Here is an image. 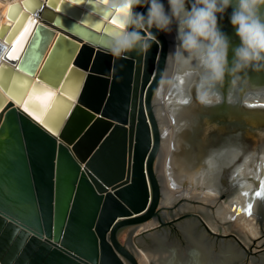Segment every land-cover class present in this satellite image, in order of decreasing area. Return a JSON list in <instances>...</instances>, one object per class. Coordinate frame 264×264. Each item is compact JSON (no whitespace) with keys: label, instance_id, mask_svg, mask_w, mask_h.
<instances>
[{"label":"water","instance_id":"obj_1","mask_svg":"<svg viewBox=\"0 0 264 264\" xmlns=\"http://www.w3.org/2000/svg\"><path fill=\"white\" fill-rule=\"evenodd\" d=\"M114 2L119 0H21L8 7L6 17L12 25H0V38L9 42L24 23L7 48L0 41V264H139L141 252L122 244L118 230L159 217L160 206L170 208L160 205L167 184L159 162L166 154H159L162 133L154 95L169 47L179 42L152 29L154 38L142 32L146 48L112 56L108 46L124 36V27L117 28L112 20L124 25L122 17L127 16L110 10ZM164 3L167 10V0ZM66 7L73 15L58 11ZM134 11L146 13L147 5ZM33 21L25 45L10 59ZM47 25L59 33L43 58L53 36ZM37 29L40 39L34 42ZM220 30L227 37V30ZM229 41L231 63L239 41ZM235 79L244 84L234 86ZM191 87L187 103L169 102L166 111L175 116L167 130L178 120V110L189 119L183 142L196 138L195 153L203 151L201 169L215 156L211 179L220 188L221 179L235 175L248 155L257 156L260 172L264 105L250 102L249 94H264V67L226 76L218 87L219 102L210 105L200 103ZM34 91L52 93L42 111L27 105ZM221 141L233 145L234 151L221 157ZM194 162L189 163L193 168L198 166ZM175 178L177 185L187 184ZM246 179L260 190V180ZM262 196L254 208L248 200L252 216L264 204Z\"/></svg>","mask_w":264,"mask_h":264},{"label":"clouds","instance_id":"obj_2","mask_svg":"<svg viewBox=\"0 0 264 264\" xmlns=\"http://www.w3.org/2000/svg\"><path fill=\"white\" fill-rule=\"evenodd\" d=\"M147 5L146 13L134 11L137 6ZM232 0H119L109 8L115 14L129 6L124 23V36L108 46V52L119 58L147 47L142 32L151 30L170 33L176 25L175 39L179 42L176 57L184 62H197L200 81L197 98L210 105L219 102L218 87L226 76H235L249 67H264V0H237L236 7L228 16L238 44L232 50L229 63V39L218 26L222 16L231 7ZM186 54V55H185Z\"/></svg>","mask_w":264,"mask_h":264},{"label":"flooded vegetation","instance_id":"obj_3","mask_svg":"<svg viewBox=\"0 0 264 264\" xmlns=\"http://www.w3.org/2000/svg\"><path fill=\"white\" fill-rule=\"evenodd\" d=\"M232 2H235L234 3L235 5L233 6L231 5V7L229 8L228 14L226 13L225 15L223 14L222 16H218L219 28L224 27L227 30L226 32L227 37L231 41L238 39V37L233 39L235 36V33L228 20V16L231 14L232 10L236 7L237 0H232ZM263 11H264V7L261 8V13ZM228 33L230 34V36L228 35ZM169 36H171L170 33H169ZM221 146L223 148L221 152H220V149H217V148L213 149V151L215 152H220V154H222L220 155L221 157L226 156L227 155L226 153L228 152L234 151V149L233 150L229 149L230 147L233 148V145L230 146L229 144H225L222 142ZM202 152L203 151H200V154H199L198 166L192 168L189 171L192 172L193 170V172L195 173L212 174V171H215L216 166H217L216 164L217 161L215 160V156H211L213 158L207 159L206 167L201 169L200 168V158L203 157ZM166 157H167V154L165 155V159ZM256 157L257 156L248 155L245 160L247 162L243 163L242 165L239 166V168H237V173L235 175L231 177L228 176L226 178L221 179L220 181L221 188L219 187L221 192L220 193L218 192L217 195L219 197L221 196L222 197L220 199L219 197L216 199V196H215L213 198L214 199L213 202L215 204L218 203L220 200L224 201L230 198L231 196H233V194H235V192L240 187L238 183L246 182L245 175L264 173V167L260 169V172L258 171L257 162H259V159H257ZM159 159H160V156H158V161H160ZM165 159L163 158V161L161 159V162H159V169L161 170V173H163V175H164L163 171L165 170L162 168H164ZM256 159H257V162H256ZM262 163L264 164V162ZM238 174H240L239 176L240 178L237 176ZM242 175L244 176V180L241 179ZM224 181L225 183H227L228 187L223 185ZM188 186H191V185H188ZM163 192L164 190L162 191V196H163ZM255 192H256V188L254 187V184H253L250 187V190L247 192L245 207L244 209L241 210V211H244V213L246 214H249L247 211L248 206H249L248 200L250 201L251 199L252 200L255 199ZM181 197L182 196H178L177 198H175L173 203L169 206H172L175 203H177V201ZM163 206H166V205H163ZM200 206L202 205L201 204L198 205L196 209L204 217V221L202 217H200L199 215L179 214L177 216H174L173 213L172 214L170 213L169 215L170 217H172V219L164 221L162 218L160 219L158 218L160 222L157 225V227H155L156 229L150 230L151 228L150 227L149 231L145 230L143 231L145 232L143 235L137 237L141 239V242H144V245L147 249L146 252L151 254V257L149 258L150 264L152 263H155V264H159V263L160 264H264V248L263 247L261 248V252L256 253V255H249L247 248L242 244V242L240 241V238L235 236V234H237L242 239H244L246 243L249 244V242L246 241L247 238L257 239L264 235L263 230H262L263 228L261 226L264 223V204L261 205L257 209L256 214L252 216L253 221L256 224L255 228H257V232H258V234L256 232L257 235H251L249 232H246L245 229H242V227L236 224L234 219L232 218L226 219V221L224 222L220 220L218 221V218L214 216L215 215L214 207H213V210L210 211L208 207H206L205 210H201L198 208ZM188 208H189L188 203H182L181 205L178 206V210L180 211H184ZM236 208L238 207L236 206L234 208L235 214L238 215L239 213H237ZM163 218H166L164 214H163ZM207 220L211 222V225L214 229L215 228L218 229L217 232L212 230V227L208 225ZM219 224H225L231 230L232 233L230 234L221 233L222 230ZM150 225H153V223ZM150 225L142 227V228H141L142 226L141 225L137 229L143 230L149 227ZM208 228H210V230H208ZM219 231L221 232L219 233ZM137 234L138 233H135L136 236ZM226 236H229V237L226 238ZM194 239L196 241H194ZM137 243L140 244L139 239ZM122 244H125V243H122ZM128 244H130V246L134 248V242L132 240H129ZM240 247H243V248H240ZM159 250H162L163 253L159 254L158 252Z\"/></svg>","mask_w":264,"mask_h":264},{"label":"bare ground","instance_id":"obj_4","mask_svg":"<svg viewBox=\"0 0 264 264\" xmlns=\"http://www.w3.org/2000/svg\"><path fill=\"white\" fill-rule=\"evenodd\" d=\"M20 1L21 0H0V25L2 23H6L8 25L7 28H9L12 25L13 21L6 17V13L8 11L9 5L11 3L20 2ZM42 1H45V0H42ZM20 9H24V7L21 6ZM55 10H57V9H55ZM27 15L30 16L31 12L28 11ZM35 21L39 22L40 19L38 17H36ZM23 25H24V23L19 28V30L13 35V37L11 38V40L9 42H4L3 36L0 38V41L4 42V45H5L4 48H7L12 43L13 39L16 37V35L20 31V29L23 27ZM47 26L53 30V36L50 38L49 43L47 44L43 58L45 57L48 50L50 49V46L53 43V40L56 37L57 33H59V29H57L56 27H53L51 25H47ZM32 29L28 35V38L32 33ZM173 30H172V32H170V34H171L170 37L175 39L176 27L175 28L173 27ZM6 31H5V33H6ZM28 38H27V40H28ZM176 49H177V45H171L169 47L167 67L165 69L163 77H162V79L159 83V86L156 90V93L154 95V101L156 103V115L159 119V126H160V130L162 133L161 148L159 150V154L162 150H164V151L166 150L165 154H167L166 159L164 158L166 160V162L164 163V168H162L164 170L166 169L163 172H164V175L166 177L165 181L167 184V189L164 190L163 196L160 200V205H162V206H163V202L167 201V200H165V197L168 198V196L170 194H173V200L171 201V203H172L175 200L174 199L175 197L183 194L184 191H186V190L187 191L185 193L188 192V194H191V193H189L190 190H188V189H201V191L206 189V190H204L206 192H207V190H208V192L212 191V192H210V194L209 193L205 194V192H204V195H206L208 199L211 198V193L215 194V193L221 192L219 186H217L214 183L215 180L213 181L211 179L212 177H215V174L193 173V170H192V172L189 171L190 169L193 168V166H190L189 163L192 160H194L195 162L196 161L198 162L199 154H200V151H199V154L197 155V152L195 153V150L193 149L194 148L193 145L198 144L196 138L191 137V142H190V139L188 142H186V141L183 142V140L185 139V138L183 139V128H185L188 125L187 123H189V119L187 117H185L184 114H182L178 110V120H175V122L177 124L174 123V126H172L171 128L169 127V129L167 130V126H166L167 122L172 121L173 117L175 116V114H169L166 111V108L168 107L169 102L173 100V101H175L174 103H176L179 101L182 102V101H186L187 99H189L190 89L192 88L191 85L194 87V91H193L194 94L197 95V89H198L199 81H200L199 71L196 67L197 62L194 60L191 62H184L182 60H178L176 55H175ZM33 79H35V76L33 77ZM181 81H183V83H181ZM172 82L175 84V87L172 86V84H171ZM196 84H198V85H196ZM237 84L241 87V85H243L244 82L241 83V82H238L237 79H235L234 86H236ZM162 91L164 92V94L167 97H164L165 98L164 102L162 100L158 102L157 99H159V97L156 99L157 92H162ZM249 96L252 97L249 99V101L253 102V104H255V102L257 100L256 105H264V101H263L264 100V94H249ZM227 98L229 100V99H232L233 97L230 94H227ZM229 101H232V100H229ZM178 129H180V130H178ZM176 130H178V131H176ZM176 135H178L177 136L178 140L176 143L173 144ZM183 144H185V146ZM226 147H228V146H226ZM229 149L233 150L234 148L230 147ZM195 156L197 157V160H196ZM179 165L181 166V168ZM178 166H179V168H178ZM174 167H176V168L173 169ZM190 167H192V168H190ZM188 168H189V170H188ZM168 171L171 173L172 178L174 179V181L176 183L171 179V175L169 174ZM240 172H241V170H240ZM176 176L180 180H184V181L186 180L187 184L177 185V179L175 178ZM237 176L239 177L240 174H238ZM246 177L255 178L256 181H259V180L262 181V180H264V173L248 174V175H245V179H246ZM238 184L240 185V187L235 192V194H237L239 196L240 200L237 201V200L232 198V202L236 203L235 205L238 207V208H236L237 213H239V214L238 215L235 214L234 208L236 206L234 204L233 205L230 204L229 206L227 205L225 207L223 206V204H220L224 208H218L217 211L215 212V210H214V212H215V214L217 213L216 216L220 217V219L221 218H223V219L227 218L228 219L230 217V218L234 219L235 223L238 224L240 227H242V229H245L246 232H249V233L252 232L253 233V227L251 226L252 224L250 222V221H252L251 220L252 216L244 213V211H241L242 209H244L245 204H246L247 195H245V193H247L250 190V187L253 185V181L246 179V182H241ZM188 185H191V186H188ZM179 186H181V187H179ZM176 194H178V195L176 196ZM262 198H264V195L262 196ZM224 201H227V200H224ZM257 201H258V198L255 195V199L253 200V203H252V208L256 205ZM237 202H239V203H237ZM209 223H211V222H209ZM150 224H152V223L151 222L142 223L141 227H145V226H148ZM190 239H192V238H190ZM194 241H196V240L194 239Z\"/></svg>","mask_w":264,"mask_h":264},{"label":"rangeland","instance_id":"obj_5","mask_svg":"<svg viewBox=\"0 0 264 264\" xmlns=\"http://www.w3.org/2000/svg\"><path fill=\"white\" fill-rule=\"evenodd\" d=\"M230 32V31H229ZM160 94V95H159ZM159 97V99H157ZM164 97H167L165 94H164V92L162 91V92H157V97H156V99L158 100V102L159 101H163L164 102V100H165V98ZM156 100V101H157ZM166 151V150H165ZM165 162H166V160H165ZM161 172V171H160ZM188 190H190V192L189 193H191V194H188V192L187 193H185L186 191H184V193L183 194H181V195H178V194H176V196L178 195V196H182V198L181 199H179L178 201H177V203H175L174 205H172V206H170V208H164V207H161L160 206V208H159V210H158V215H159V217H154V218H151V219H149V220H147V221H145V223L146 222H151V223H153V225H150L149 227H147V228H145V229H143V230H138L137 228L138 227H140L141 225H142V223L141 224H139V225H137V226H123V227H121L119 230H118V233H117V235H118V238H119V241L121 242V243H125V244H128V242H129V240H132L133 242H134V247L135 248H138V250L141 252V259L140 258H138V260H139V264H150V260H149V258L151 257V254H149L148 252H146L147 251V249H146V247H145V245H144V242H141V239L140 238H137L138 236H141V235H143L145 232H143V231H149V228H150V230L151 229H156L155 227H157V225L159 224V219L160 218H162L164 221H166V220H169V219H172V217H170V213L172 214H174V216H177V215H179V214H193V215H199L200 217H202V219H203V221H204V217L201 215V213L199 212V211H197V206L198 205H200V203H201V205L202 206H200V207H198L199 209H201V210H205L206 209V207H208L209 208V210L210 211H212L213 210V207H214V210H215V212L217 211V209L218 208H224L225 206H229L230 204H236V203H234V202H232V198L233 199H235V200H237V201H239L240 199H239V196L237 195V194H233V196L232 197H230L229 199H227V201H222V200H220L218 203H214L213 201H214V197L216 196V199L219 197L217 194L218 193H211V198L210 199H208L207 198V196L206 195H204V192H205V194H210V192H212V191H210V192H208V190H207V192L206 191H204V190H206V189H204V190H202L201 191V189H188ZM176 192V191H175ZM177 196V197H178ZM177 197H175V198H177ZM174 198V199H175ZM183 198H189L188 200H184ZM219 199H220V197H219ZM165 200H167V201H164L163 202V205H166V206H169V205H171L172 203H171V201L173 200V194H170L169 196H168V198H166L165 197ZM197 200V201H196ZM200 202V203H199ZM224 202V203H223ZM171 203V204H170ZM182 203H188V205H189V208L188 209H186V210H184V211H180V210H178V206L179 205H181ZM237 203H239V202H237ZM220 204H223V206L224 207H222V205H220ZM209 205V206H208ZM211 206V207H210ZM215 212H214V214H215ZM163 214L166 216V218H163ZM217 214V213H216ZM216 214L214 215L216 218H218V221L220 220V221H222V222H224V221H226V219H223V218H221L220 219V217H218V216H216ZM251 216H252V214H250ZM159 218V219H158ZM248 218V217H247ZM228 219H231L230 217L228 218ZM251 220L252 221H250L251 222V226L253 227V233L252 232H250V234L251 235H257L258 234V232H257V228H255L256 226V224L254 223V221H253V217L251 218ZM235 221V220H234ZM239 221V220H238ZM144 223V222H143ZM205 223V222H204ZM207 223H208V225H210L211 227H212V225H211V223H209V220H207ZM220 225V227H221V230H222V232L221 231H219V233L221 232V233H223V234H230V233H232L231 232V230L225 225V224H219ZM257 225H258V223H257ZM262 226V230H263V233H264V223L261 225ZM133 228V229H132ZM142 228V227H141ZM210 229V228H209ZM212 230H214V231H218V229L217 228H213L212 227ZM132 231V232H131ZM143 232V233H142ZM256 232H257V234H256ZM135 233H138L137 234V236L135 235ZM235 236H237V237H239L240 238V241L242 242V244L247 248V250H248V254L249 255H256V253H259V252H261V248L263 247L264 248V235L262 236V237H259V238H257V239H246V241H248L249 242V244L248 243H246L245 242V240L244 239H242L240 236H238L237 234H235ZM258 236H260V235H258ZM257 236V237H258ZM227 237H229V236H226V238ZM138 239H139V241H140V244H138L137 243V241H138ZM129 247H130V245H129ZM240 248H243V247H240ZM247 261V260H246Z\"/></svg>","mask_w":264,"mask_h":264},{"label":"snow or ice","instance_id":"obj_6","mask_svg":"<svg viewBox=\"0 0 264 264\" xmlns=\"http://www.w3.org/2000/svg\"><path fill=\"white\" fill-rule=\"evenodd\" d=\"M71 2L76 3V2H79V0H71ZM100 2L107 3L108 0H100ZM58 11H65V12H67L68 15H73V12L70 11L67 7L64 9H58ZM128 11H129V6L126 5L125 7L118 9L117 14L123 13V14L127 15ZM33 23H34V21L30 22L29 27L27 29H25V31L21 34V37L17 41V44L14 46L12 51L9 53L10 59L17 58V54L23 48V44H24L25 40L27 39L28 34L31 31V27H32ZM112 24L116 25L117 28H123L124 27V25L122 23L118 22L115 18L112 20ZM71 28H72V26L70 25L69 30H71ZM39 39H40V30L37 29V35L35 37L34 42L39 41ZM60 39H63V37H61ZM57 47H59V45H57ZM22 67H23V65H22ZM74 75H77V74L74 73ZM181 83H183V81H181ZM43 91L46 92V90H43ZM51 96H52V93H47V95H38L37 92L34 91L33 94L30 96L29 100L27 101V105H30V106L35 105L38 108H40V111H42L43 108L48 107L47 101L51 98ZM57 103H59V101ZM184 103H187V101H185ZM262 107H264V106H262ZM25 111H29V108L27 106L25 107ZM29 114L32 115L33 113L30 112ZM50 116H51V114H50ZM35 118L40 119V115H38V114L35 115ZM245 195H247V193H245ZM255 195L257 197L264 195V180H262L260 182V190L256 191ZM247 211L249 212V214H251V205H249V208L247 209Z\"/></svg>","mask_w":264,"mask_h":264}]
</instances>
